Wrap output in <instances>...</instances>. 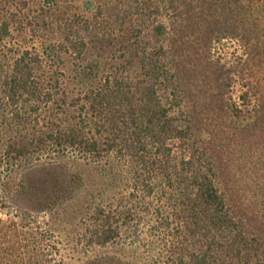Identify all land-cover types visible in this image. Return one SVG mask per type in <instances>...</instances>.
<instances>
[{
	"label": "trees",
	"instance_id": "16d2710c",
	"mask_svg": "<svg viewBox=\"0 0 264 264\" xmlns=\"http://www.w3.org/2000/svg\"><path fill=\"white\" fill-rule=\"evenodd\" d=\"M73 1L0 0V264H71L51 214L77 190L78 264H264V0ZM4 4L55 43L5 62ZM91 50L109 69L74 84L43 66ZM63 159L99 182L26 175Z\"/></svg>",
	"mask_w": 264,
	"mask_h": 264
},
{
	"label": "rangeland",
	"instance_id": "374dc122",
	"mask_svg": "<svg viewBox=\"0 0 264 264\" xmlns=\"http://www.w3.org/2000/svg\"><path fill=\"white\" fill-rule=\"evenodd\" d=\"M88 0H74L73 2L68 3L65 6V9L69 13H74L79 16H88V12L86 11L84 4ZM3 11H10V13H15L12 16V23L10 26V32L8 37L3 42L2 55L3 60L7 63L11 62V58L19 53L22 50H32L35 49L37 52L41 53V47L44 44L55 43L56 34L54 31V27L51 26V22L46 21L45 26L41 23H38L36 20H31L30 23L27 22V26L25 23V19L22 17V10H19L17 6H10L9 4L3 5ZM88 6V4H87ZM29 10L33 15H40L41 13H47L48 10L46 8L40 9L37 2L32 3L30 5ZM98 51L91 50L87 55L80 59H76L69 54L63 55V60L61 62H50L46 61L43 66H50L53 69H58V71L65 74V76L69 77L70 82L73 84L77 82L74 78V71L81 69L87 63H91L97 61V66L99 69H109V65L111 61L105 62L98 56ZM42 57V56H41ZM112 57V53H110L108 58ZM96 63V62H94ZM31 129V126H29ZM57 167L55 170L51 169V167L47 166L48 163L46 161L36 162L32 164L33 169L29 170V173L26 175H30L32 183L37 187L41 181H46L48 175H55L58 178H66L70 173H80L83 175L85 182V188L89 185L97 184L99 182L97 176L93 173L91 169L84 166L82 163L74 162L71 159H63L61 161H57ZM20 173L15 175V178L18 180L20 178ZM94 180V181H93ZM89 182V183H88ZM101 188L100 183L98 184ZM104 190L103 188L100 191ZM106 191V190H105ZM121 191L120 184L116 183L114 185H108L107 191L109 193H119ZM85 195L81 190L75 191L72 196V200L65 204L64 208H58V210L51 214L53 217L51 223V229L54 232L55 236L61 241L63 247L65 248V256L67 259H70L71 264H78L77 262V254L73 255V246L77 243L78 233L82 232L84 222L79 219L78 211L79 206L84 201ZM27 197L20 198L17 200V204L25 205L27 202ZM79 238V237H78Z\"/></svg>",
	"mask_w": 264,
	"mask_h": 264
}]
</instances>
